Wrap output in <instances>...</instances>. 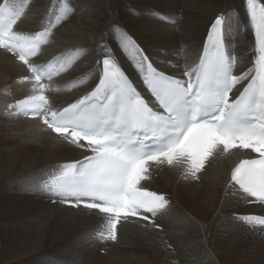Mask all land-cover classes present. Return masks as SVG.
<instances>
[{
    "label": "snow or ice",
    "instance_id": "obj_1",
    "mask_svg": "<svg viewBox=\"0 0 264 264\" xmlns=\"http://www.w3.org/2000/svg\"><path fill=\"white\" fill-rule=\"evenodd\" d=\"M243 3L254 34L252 59L246 68L238 67L228 50L231 11L221 12L210 22L201 53L177 76L171 70L177 62L167 57L166 50L161 49L159 62L168 64L167 70L149 57L111 10L97 44L94 87L74 102L56 106L43 94L50 89L44 81H52L65 66L57 70L48 62L41 67L29 57H37L41 43H47L43 38L52 35L60 16L28 38L16 32L14 25L29 0H0V48L24 66L23 79L33 90L26 99L9 104L8 115L21 108L55 145L80 154L34 174L31 190L55 205H68L75 214L101 218L104 222L96 239L115 242L118 225L132 218L144 222L145 228L162 230L158 217L172 207L169 197L141 185L150 179L148 166L172 165L174 157H183L189 164L184 179L199 180L214 149L225 153L240 149L255 156L236 164L227 189L246 203L264 205V0ZM67 7L74 15L70 2ZM153 15L167 20L159 13ZM113 41L140 75L147 98L122 68ZM45 175L48 178L42 179ZM233 219L264 227L261 216Z\"/></svg>",
    "mask_w": 264,
    "mask_h": 264
},
{
    "label": "bare ground",
    "instance_id": "obj_2",
    "mask_svg": "<svg viewBox=\"0 0 264 264\" xmlns=\"http://www.w3.org/2000/svg\"><path fill=\"white\" fill-rule=\"evenodd\" d=\"M111 10L161 69L169 68L159 62L161 49L177 62L171 65L173 72L195 61L210 22L230 11L229 50L236 54L240 68L252 59L254 36L243 0H29L19 30L35 32L50 21L55 23L56 15L61 18L36 59L40 64L64 60L68 66L52 81L56 106H65L94 87L97 44ZM112 47L132 79L139 81L137 70L114 41ZM26 74L24 66L0 48V264L4 260L12 264H264V231L232 218L264 215V206L246 203L227 189L231 169L245 155L240 150L225 153L220 148L199 180L184 179L181 165L152 167L145 185L169 194L172 202L170 211L158 218L162 230L130 219L119 225L115 243L96 239L101 218L75 214V209L55 205L32 191L34 174L80 154L55 145L39 131L37 121L8 115L10 102L33 93L30 83L18 81ZM71 239L86 241V251L75 249Z\"/></svg>",
    "mask_w": 264,
    "mask_h": 264
},
{
    "label": "rangeland",
    "instance_id": "obj_3",
    "mask_svg": "<svg viewBox=\"0 0 264 264\" xmlns=\"http://www.w3.org/2000/svg\"><path fill=\"white\" fill-rule=\"evenodd\" d=\"M225 5V4H224ZM224 5L221 7V9H223L224 8ZM220 9V8H219ZM127 30H129L128 28H127ZM130 31V30H129ZM130 33H132L131 31H130ZM133 35V34H132ZM141 44V43H140ZM143 46V45H142ZM151 55V54H150ZM71 242L72 243H75V246L77 245V247L75 248V249H78V250H80V251H82V252H84V251H86V248L88 247V245L89 244H86V241H79L78 243H76L75 242V239H71ZM82 242V243H81ZM85 242V243H84ZM83 244H86L87 246H83ZM79 246V247H78ZM84 247V248H81V247ZM80 248V249H79ZM83 249V250H82ZM4 264H12V260L11 261H6V260H4Z\"/></svg>",
    "mask_w": 264,
    "mask_h": 264
}]
</instances>
